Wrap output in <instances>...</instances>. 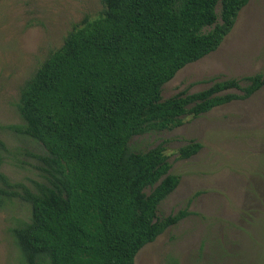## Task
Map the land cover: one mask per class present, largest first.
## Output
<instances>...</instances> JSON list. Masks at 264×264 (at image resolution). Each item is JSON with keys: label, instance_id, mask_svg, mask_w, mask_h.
<instances>
[{"label": "trees", "instance_id": "1", "mask_svg": "<svg viewBox=\"0 0 264 264\" xmlns=\"http://www.w3.org/2000/svg\"><path fill=\"white\" fill-rule=\"evenodd\" d=\"M101 2L102 14L75 25L26 81L17 103L23 124L8 126L44 148L46 182L12 183L1 172L0 141V210L13 199L30 207L29 221L11 231L21 264H135L190 212L158 218L181 177L163 146L137 152L130 141L264 87L260 73L162 98L179 71L219 49L250 0ZM202 148L191 142L179 158Z\"/></svg>", "mask_w": 264, "mask_h": 264}, {"label": "rangeland", "instance_id": "2", "mask_svg": "<svg viewBox=\"0 0 264 264\" xmlns=\"http://www.w3.org/2000/svg\"><path fill=\"white\" fill-rule=\"evenodd\" d=\"M101 0H0L1 172L34 188L46 182V154L34 140L8 128L22 125L17 109L23 85L73 27L98 18ZM264 74V0H250L219 49L186 66L163 87V100L209 88L213 81ZM173 130L134 137V151L166 150L172 174L181 177L158 218L187 209L190 215L144 247L135 264H264V87L245 101L187 116ZM191 142L201 151L179 158ZM150 193V189L147 190ZM30 207L13 199L0 210V264H21L12 229L29 221Z\"/></svg>", "mask_w": 264, "mask_h": 264}]
</instances>
